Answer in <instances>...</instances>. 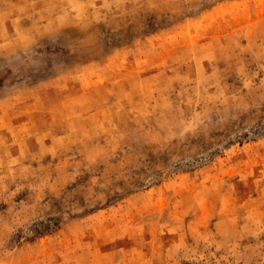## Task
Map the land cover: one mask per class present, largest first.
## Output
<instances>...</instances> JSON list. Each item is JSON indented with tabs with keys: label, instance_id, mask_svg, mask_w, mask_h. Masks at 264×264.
I'll return each instance as SVG.
<instances>
[{
	"label": "rangeland",
	"instance_id": "1",
	"mask_svg": "<svg viewBox=\"0 0 264 264\" xmlns=\"http://www.w3.org/2000/svg\"><path fill=\"white\" fill-rule=\"evenodd\" d=\"M0 264H264V0H0Z\"/></svg>",
	"mask_w": 264,
	"mask_h": 264
}]
</instances>
